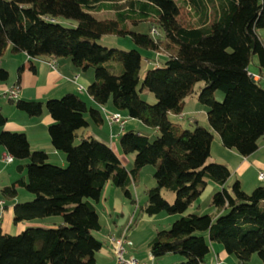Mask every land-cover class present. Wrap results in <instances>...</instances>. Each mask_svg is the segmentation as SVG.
<instances>
[{"label": "trees", "instance_id": "trees-1", "mask_svg": "<svg viewBox=\"0 0 264 264\" xmlns=\"http://www.w3.org/2000/svg\"><path fill=\"white\" fill-rule=\"evenodd\" d=\"M101 11L113 12L114 18L93 15ZM59 18L76 26H65ZM142 22H148V33L129 27ZM262 29L264 0H0V58L7 49L31 59L69 58L78 70L93 71L87 94L98 106L110 103L122 116L157 131L153 140L136 129L118 136L122 152L134 154L127 169L107 142L94 136L77 139L78 130L88 125L86 114L96 124L104 120L80 94L65 93L45 103L9 99L32 117L47 109L53 120L50 142L65 154L66 165L49 162L43 150H31L25 133L1 129L7 117L0 109V147L19 161L17 173L24 172L0 194L7 201L19 189L33 196L12 202L13 222L62 219L56 226L26 227L15 234L0 229V264H95L103 242L94 234L102 227L94 203L107 182L135 202L130 186L146 165L154 167L155 184L145 190L142 212L180 214L148 242L154 259L177 254L183 259L175 264H210L212 242L240 263L256 254L264 264V185L249 193L237 180L227 185V165L208 162L213 132L224 148L243 157L256 151L264 135V87L248 70L253 57L264 67ZM104 35H128L137 47L101 45ZM161 48L166 57L139 81V49ZM21 71L19 66L18 77ZM7 79V70L0 68V81ZM198 82L203 85L196 98L207 107L209 128L194 119L193 129H182L169 116L183 112ZM139 83L154 95V104L141 98ZM218 90L224 93L220 102L214 98ZM209 182L217 187L212 211L185 213ZM163 189L174 193L173 202L162 197Z\"/></svg>", "mask_w": 264, "mask_h": 264}, {"label": "crops", "instance_id": "crops-1", "mask_svg": "<svg viewBox=\"0 0 264 264\" xmlns=\"http://www.w3.org/2000/svg\"><path fill=\"white\" fill-rule=\"evenodd\" d=\"M51 59L54 61L55 67H52L48 63L49 61H51ZM19 66H22L20 77H18V73H17ZM0 68H4L8 72V79L6 81H0V109L7 117V121L1 129L12 132L25 133L29 141L30 149L45 151L48 154V161L53 164H57L61 166L66 165V157L63 152L55 150L50 142V138L48 134V126L52 123L53 121L52 118L48 114L47 110L45 111L42 110V113L39 116L32 117L16 109L14 104L10 103L6 95V90L8 88L12 87L15 84H18L19 99L38 100L43 103H45L50 98H58L64 95L65 93H69V92L77 93L80 94L85 99L88 106L97 108L100 111V114L103 119H104L103 108L110 112H116V110L111 107L110 103L100 107L87 94L88 85L94 79L93 71L91 69H88L86 71L78 70L73 66L69 58L45 57L42 59H31L25 53L14 54L11 53L9 49H7L4 55L0 58ZM248 70L249 73L255 79H259L260 82H264V67L263 68L258 67V71L256 72L253 69H251V67L248 66ZM79 86L82 87V90H79ZM86 118L88 120V125L78 130L77 139L80 137L79 135H81L82 137L85 134H87L88 136L96 137L95 132H99L100 128L105 123V119H104L101 124H96L90 118L89 114H86ZM194 119L196 118H193L192 120ZM125 129L126 128L124 127L123 130H120L118 125H111V126L109 125V131H108L109 141L112 142L114 138L118 139V136ZM102 141L105 142L106 140L103 139ZM109 145L111 146V144ZM222 150L223 152H226L225 154H227L229 158L224 160L223 162L224 164L227 165V167L230 170V176L226 182L227 185L229 183L228 181L232 177L235 178L234 181L237 180L239 182L241 188L243 185L242 179H244L246 176L253 178L255 175L257 181H262L259 180L257 176L259 172L264 173V135L258 140V147L256 151L249 156L243 157L233 149H227L223 147ZM5 153L6 151L2 147H0L1 164L5 163L2 160V156ZM116 154L120 158L122 164L127 169H130L133 163L134 154L128 153L127 155L124 156H121L118 153ZM23 173L24 172L18 174L16 171L4 172L0 169V188L2 186L10 184L19 175H23ZM250 182H254V181L250 180ZM105 187L106 184L104 188ZM206 188L208 190V191L206 190L207 195H210L217 190V187L213 183H208L205 189ZM207 195L205 196V198L207 197ZM115 199L116 201H118V204L110 203L105 208L106 214L109 216L107 220L106 218H104V216H102L103 218H101L100 212L96 209L102 227L99 231H96L94 234L95 235L103 234L102 236L100 235L101 238H99L102 240L103 244L100 250L96 253L95 264H117L115 260L114 248L108 243L107 237L108 235L111 234H119L123 232V230L118 229L117 220L114 219L113 215L115 214L116 217L120 216V218L124 219V212L129 211L130 208L127 207L126 203L121 202L120 199L119 200L118 198ZM104 200L107 201V198L104 197ZM13 201H18V200L17 198H15ZM13 201L7 202L0 200V207L3 208V212L0 219V229L2 232H6L10 234H15L16 233L15 231L17 229L16 226L14 225L15 223L13 222V206H12ZM196 202L197 201L195 200L190 207H196V206L200 207V205L197 204ZM97 203H99V201L95 202L94 204ZM192 211L193 210H190V212ZM133 213L134 211L130 210L129 215H127V217L124 219V222L125 221L129 222L133 217ZM133 253L141 259L149 260L148 249L144 253H139L136 245ZM208 255H209L208 262L210 264H216L218 262L219 264H243L240 263L235 256L227 254L223 249V247L217 243L211 242V250ZM256 262L257 264H259L258 261ZM249 263L250 261L247 262L246 264ZM154 264H157L156 259H154Z\"/></svg>", "mask_w": 264, "mask_h": 264}, {"label": "rangeland", "instance_id": "rangeland-1", "mask_svg": "<svg viewBox=\"0 0 264 264\" xmlns=\"http://www.w3.org/2000/svg\"><path fill=\"white\" fill-rule=\"evenodd\" d=\"M93 15L97 19H105V18H114L113 12L110 11H101V12H94ZM58 22L65 26L74 27L76 26V22L72 20H67L63 18H59ZM130 29L142 32V33H148V22H142L139 23L137 26H133L129 24ZM259 33L262 35L264 40V29L260 30ZM155 37H162V34L159 31H156V33H153ZM98 43L104 46L108 47H114L119 48L123 50H130L132 48L137 47L131 38L127 36H118V35H104L99 40ZM142 54V61H141V69L139 72V81H142L145 75V71L148 67L154 66L153 63H159L164 59L167 55L166 50L163 48L159 49L158 51H143L142 49H139ZM145 58H147L145 60ZM257 58L254 57L249 62V67L253 69L254 71H258V62ZM111 64H114L116 62H110ZM150 63V64H149ZM152 63V64H151ZM261 84L264 86V82H261ZM202 82H198L194 87V92L192 95L188 96L185 99V105L183 112L180 115H170L169 118L173 122H176L179 124V126L182 129H193V118H196V120L206 128H209V124L206 117V110L207 107L199 102L196 98V94L199 91V88L202 86ZM141 98L145 101H147L150 104H154L156 102V99L154 95L149 92L146 89L141 90V83H139L137 88ZM214 98L216 101L220 102L224 98V93L220 90L216 91L214 94ZM44 107V106H43ZM47 110L45 107L43 108V111ZM22 113V112H21ZM125 130L128 129H137L138 131L146 134L150 140H153L154 137L157 134V131L153 127L146 126L145 124H142L136 119L127 118L126 124H125ZM109 131V124L105 121V123L100 128L99 132H95V138L102 141L105 139L108 144H111L113 150L118 153L121 156L127 155L124 154L121 150L120 143L118 139L114 138L112 142L109 141L108 136ZM115 131V128H114ZM81 136V135H79ZM84 136H88L85 134ZM80 138V137H79ZM77 141V140H76ZM222 145L220 142L219 135L216 132H213V140L211 142L210 147V156L208 158V162H219L223 163L224 160L229 159L226 152H223ZM19 163V161L14 160L11 163H0V169L4 172L7 171H16V165ZM153 171L154 167L152 165H146L143 167L139 173L138 180L136 181V185H131V196L132 199L135 200V202H132L131 199L126 198L123 195V192L114 186L110 184V182L106 183V187L103 188V191L101 192L99 203L94 204L96 206V209L100 212L101 218L104 216L106 220L108 219V215L106 214V206L110 203L112 204H118V201H116L115 198L120 199L121 202L126 203L127 207L130 208L129 211L124 212V219L129 215L130 210L134 211L133 217H132V224L128 228V221L124 222L123 218H120V216H114V219L117 220V227L119 230L126 231L128 234V237L133 240L137 245V250L139 253H144L147 251V244L149 240L155 235L156 231L161 229H167L170 227L171 223L175 218L180 216V214H168L164 211H161L157 214L153 215H146L142 212L141 206L144 205V202L146 200V193L145 190L148 187H151L155 184L154 178H153ZM245 179V180H244ZM243 181L242 189L249 193L251 192L256 186L258 185H264V180L257 181L256 177L254 175L253 178H250L249 176H246ZM235 178H231L228 182V185H231L234 182ZM250 180L254 182H250ZM211 183V182H209ZM207 188L204 189L201 196H199L196 199V203L200 205V207H190L187 209L185 213L190 212V210H193L191 213L196 214H203V213H210L212 209L209 206V203L212 198V194L207 195ZM206 191V192H205ZM161 195L163 198H165L168 202H173L174 200V193L171 191H168L166 189H163L161 191ZM207 197L205 198V196ZM32 194L28 193L24 189H19L17 200L18 201H26L32 199ZM104 197L107 198V201L104 200ZM29 198V199H28ZM31 198V199H30ZM0 200L7 201L4 199L0 194ZM8 202V201H7ZM94 203V202H93ZM3 211V210H2ZM129 212V213H128ZM1 219V215H0ZM5 220V217H4ZM62 222V219L60 216H51L47 218H35L31 220H24L15 223L16 226V233L20 232V230H23L26 227H32V226H42V227H52L56 226L59 223ZM23 227H22V226ZM14 227V226H13ZM103 234L96 235L98 238H101ZM209 258V255L207 256ZM182 256L177 254H166L158 259H156L157 264H175L179 260H182ZM147 260V259H145ZM149 261V260H147ZM263 264L260 258L256 255H252V259L250 260L249 264Z\"/></svg>", "mask_w": 264, "mask_h": 264}, {"label": "built area", "instance_id": "built-area-1", "mask_svg": "<svg viewBox=\"0 0 264 264\" xmlns=\"http://www.w3.org/2000/svg\"><path fill=\"white\" fill-rule=\"evenodd\" d=\"M152 33H155V30H152ZM52 67H55L54 61L51 59V61L48 62ZM79 90H82V87L79 86ZM6 95L8 99L16 100L19 97V85L15 84L12 87L8 88L6 90ZM104 112V119L105 121L111 126V125H118L120 130H123L127 121V118L122 116L118 112H110L103 108ZM2 160L6 163H11L13 161V158L5 153L2 156ZM258 179L263 180L264 179V173L259 172L258 173ZM3 208L0 207V215H2ZM132 219L128 223V228L131 225ZM108 243L114 248L115 252V260L117 264H154V257L149 254V261L145 259H141L137 257L133 251L136 247L135 243L127 236L126 231H123L119 234H111L107 237ZM216 264H219L216 263Z\"/></svg>", "mask_w": 264, "mask_h": 264}]
</instances>
